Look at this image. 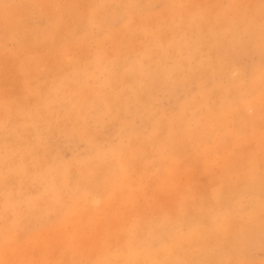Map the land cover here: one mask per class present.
I'll use <instances>...</instances> for the list:
<instances>
[{"label": "rangeland", "instance_id": "374dc122", "mask_svg": "<svg viewBox=\"0 0 264 264\" xmlns=\"http://www.w3.org/2000/svg\"><path fill=\"white\" fill-rule=\"evenodd\" d=\"M70 2H71V4H70ZM244 2H246V3H244ZM251 2H252V4H251ZM47 3H49V4L47 5ZM67 3H68V5H67ZM213 3H214V5H213ZM194 4H195V6H194ZM192 5H193V7H192ZM218 5H220V6L218 7ZM104 6H105V8H104ZM166 6H167V8H165ZM184 6H186V7H184ZM189 7H190V9H189ZM239 7L240 8L242 7V8L240 9ZM64 9H66V10L64 11ZM85 9H86V11H85ZM180 9H182V10H180ZM191 9H193V10H191ZM227 9H229V10H227ZM122 10H123V12H122ZM136 10H138V11H136ZM178 10H180V11H178ZM0 11H1L0 12V17H1L0 18V50H1L0 51V58H1L0 59V78H2V79H0V110H1L0 116L4 113H5L4 115L9 113L8 114L9 116L7 115L8 116L7 118H9V119L15 118L14 115H16L17 118L18 117H22V118L28 117L32 120L33 126L28 127L27 129L29 131H31V132L33 131L34 133L37 134V137H36V136L31 135L33 133L30 134L29 132H25V133H23V135H20L17 138H11L10 129H9L10 125L9 124H2V122L0 123V146H2V147H0L1 148L0 149V156L3 155L4 152H7V151H9V152L17 151L18 153H21V155H22L21 159L22 160H21L20 164H21L22 169L24 170V175H25V176L24 175L21 176L20 178L11 176L9 178L4 179V181L6 180V182H3L4 185L3 184L0 185V189L3 188V190H0V203L3 200L4 194L7 192H14V191L18 192L17 195L20 196L19 197L20 199L26 198L27 195L33 196L38 192L41 185L37 180H35L33 178V175L29 176L28 172L31 171L29 168H31V169L33 168V171L34 170L38 171L40 164H42V166H44L45 164L46 165L49 164V166H51V164L52 165H57V164L62 165V163H64L63 165H65L67 167V165H68L67 163L71 162L67 168H69V170L74 171L75 168L80 166V162L83 160V158H85L86 156H91L90 154L96 153L98 151V149H99V152H103V151L105 152L110 147L111 148L118 147V144H121L122 146L127 145L129 143V141L126 139V136L131 131H133V132H135V130H136V132L139 131V133L141 132V134H143V136H147L148 134H151L153 127H151L150 124L148 123L147 116H151L152 113L155 115L156 112H158L157 115L159 116L160 121L162 123H165L173 115L174 108H176V105L188 103L190 100H191L190 102H192L194 99H195L194 101H196V103L194 104V101H193V104L194 105L198 104L197 103L198 98H195V97H200L201 92H203V91L207 92L206 104L205 105L198 104L200 106L196 105L195 107H192V111H194L193 112L194 118L197 121H199V120L203 121L204 116L205 117L210 116L209 119L213 118L212 122L214 124L217 123L216 125H220L219 123L223 124V122H224L223 127H225V128L228 127V129L226 128V130L228 131L227 132L228 134H227L224 132V130L223 131L221 130L220 126H218V127L215 126L216 130H214L212 132L213 135H211V137L207 136V137H209L208 138L209 141L207 140L208 143L206 146H204L203 144L200 145L201 144L200 142L194 143V142L190 141L186 145L187 148L184 147L183 145L180 146V148L174 147L176 150L178 149L177 152L175 151V149L173 147L170 149L165 148V152H167L168 154H170L171 152H172V154L174 152L175 153L173 155L170 154L172 159L170 161L163 162V165H165V166L161 169L159 167L157 171H154V169H151L150 166H147L145 171H143V172H145V174H144L143 172H141V169H138V168H140L138 166V164H136L135 162H132V161H134L133 159L130 158L132 160L131 162L133 164L130 162V159H128L129 165H131L130 168L128 166V168L130 169V170L128 169L129 170L128 173L131 172L132 173L131 177L134 175L133 177H136V180L132 177L133 179H131V181H128V180H130V177H129L130 174L127 173V176H128L127 186L128 185L129 186L127 187L126 196L123 197L122 199L121 198L117 199V198H119V196L116 193V196L113 195L112 198H111V196L109 198H107V200L110 199V201H111V202L109 201V203H107L108 201H106V198L99 197L98 195L96 197L94 194L89 193V192H87L86 195H84L85 196L84 199H83V197L77 198L76 196H78V197L82 196V195H79L80 192L82 193V191L79 190L80 192H76L77 194L75 193V191H73L75 194H73V196L72 195L71 196L76 198L78 207L80 209L79 211H77L75 213H71V215L67 214L68 216H66L64 211L61 210V208H59L58 206L54 207L53 209L43 210L40 208V205L38 203H36L37 206L35 208L38 209L39 211L41 210L40 211L41 219H40V215H39V218H37V219L36 218H32V219L29 218L26 221L21 219L19 226L16 229H12V232L10 234H7L3 230L2 225L7 221V217L5 214L0 213V264H54V263L59 264L60 262L62 263V261H63V264H65V262L67 263V261H68L69 255L72 253H73V256H70L72 261L76 262V264H85V262L86 263L89 262L90 259L93 258L92 256L95 255L94 253L96 252V245H99V243L102 242L101 241L102 240V238H101L102 232H105L107 234H111L110 238H113V239L108 242V245L110 247L116 248L118 246V245H116V243H120V240L122 239V234H121L122 232L121 231H113L112 228L116 224H122L125 221V219L128 216L125 218L124 215L125 216H126V214L129 215V212H128L129 209L133 210L135 208L134 209L135 212L131 210L132 211V213H131V211H130V213L132 214V215L130 214V216H133V217L138 216L140 218L143 217L144 214L146 215L147 218H150L151 216H152L151 218H153L156 216L155 214L158 215V212L164 213V214H166V216L168 215L167 217L172 218L171 216L173 215V213H175L177 211L179 213L183 214L184 217L185 216L189 217V215H191V213L193 212V211H191V209L194 206H195V208H193V209L197 208L198 200L199 199L204 200V198H202L203 196L206 198L205 204L209 205L208 202L210 203V200H209L210 198L208 196L212 191L217 192L219 187L223 188L222 186H224V187L226 186L227 187V188L225 187L226 189H232V188L237 189L239 186L238 184H239L240 180H242L244 175H246V173L249 174L250 171L255 170L254 168H259V165H261L262 162H264V143H262V141H264V94H262V92H264V90H262V89H264V88L259 89L258 92L255 93L254 95H252L251 97L250 96L247 97L249 99V98H252L253 96H256L255 98L259 99V101L256 100L254 102L255 103L254 105H256V107L254 105H253V107H255V108H251V109L247 110L246 112H248V113L245 112L246 114H248V116H250V115L254 116V118H253L254 123H253L252 127L248 126V125L243 126L244 129H242L243 127L241 128L242 129V135L240 133H239L240 135L238 134L239 123H238L237 119L234 118L235 113H231L230 115L225 114L223 116L220 114V111H219L220 110L219 109V106H220L219 105L220 104V102H219L220 98L219 97L221 96L222 91L228 90V96H229V97H227L228 100H230V98L233 97L232 95L235 94V92H238L239 95L242 97V95H243L242 92L248 86L247 84H249L250 79H252L254 77L259 78V76L264 75V33H262V32H264V18H262V16H264V0H182V1L181 0H173V1L172 0H148V1L147 0H104V1L103 0H52V1H50V0H0ZM159 11H160L162 16L160 15ZM166 11H168V12H166ZM175 11H177L178 14L184 13V15L187 12L186 15H189V18L190 17H193V18L196 17L198 20H200L199 23H203V25L209 24V27L216 25L215 27L219 26V29L221 27L222 21L223 22H230L231 21V23L238 22V27H237V29H234L233 32H235L237 30L238 32L240 31V33H238L237 31L235 32V34L232 33V36L234 39L230 38L232 36H228V35H230V32L232 30L231 31H227V29H224L225 31L223 30L224 35L228 34V35H225L226 40L230 38L231 41L235 44L236 42H234V40H235V38H238V41L240 39L239 42L242 43V45L240 44V46L234 45L233 47H235V48H233V50L231 49L232 51L230 50L228 52V54L226 56V60H227L226 64L228 63L227 65H228L229 69L227 68V66H224L227 70H224L225 68H223V71H225V73L222 71L224 74L222 73L223 75L220 74V76L219 75L213 76L211 73L210 74L207 73L210 71L205 67V65H202V61H204L203 62L204 64L207 62V55H204V54H207L210 49L208 47L209 43L206 42L208 40V36H204L203 40L207 39L206 41H204V43H206V45L203 43V41H199V42L197 41V42H195L196 45H192V42H190L189 45H184V47L183 46L181 47V49L179 51L180 54L177 57V60L180 63H177V65H179V66L174 71L176 73V75H175V73L172 75V80H168L167 84H166V82L161 83L162 80H160L156 84L155 89L154 88L149 89L148 93H147V90H145L146 92H144V94H143L144 97H145V95H147L149 93H150L149 96H151V97H149L147 95V98L149 97V99L146 100V106H147L146 110L141 111L142 115H140L141 113L133 114V106L130 105L129 107L132 108V110L129 108L128 113H129V111H131L132 114L130 113V115H128V118L126 119L123 127H121L119 125L122 124V121H121V119H119V116H114V114L116 112L114 113V111L111 110L112 108H108V109H110L111 112L113 111V114H112L113 116L111 115L110 111L105 112L103 110L104 114L99 113L101 108H103L101 103L98 104L97 108H94L95 111L90 112L91 114H89L88 113L89 111H88L87 112L88 114L86 113V115H85L82 110H81L82 111L81 112L82 114H81L80 113L81 108L78 106V99L76 102V97H75V96H78L77 95L78 91L82 90L81 85H84L85 88L92 87L94 90L98 89V90H100L99 94H101V95H103L105 93L104 90H106L107 94L110 93V89L113 90V87L116 86V82H115V79L113 77L114 76L113 74L115 72V65L111 61L114 60L119 54H123L124 51L128 50L129 48L132 49V48H134L136 46H140L142 44L146 45L147 44L146 42H148V44H149V45L147 44V46L150 47L152 45L153 40L155 41V39L157 40V41H155L156 45H158L159 47L160 46L162 47L163 45L165 46V44L162 40L165 38V36H166L165 34H167V35L170 34L169 36L175 37L176 33L179 32V29L181 32L182 28L184 27L182 24H184L186 22L188 24H190V26L188 27L187 31H185L186 29L184 30V28H183V30L185 32H188V35L190 37L196 33L195 30H192V28H190L191 22L189 21L188 17H186L188 20H186L185 18H183V20H179L180 17L177 16V14H176L177 12H175ZM82 12L84 13V15ZM194 12L195 13L197 12L198 14L194 16L193 15ZM211 12H213L212 16L209 15V14H211ZM122 13L124 16L122 15ZM224 13H225V15H224ZM47 14H48V16H46ZM114 14H115V18L113 19ZM156 14L158 15V17L156 16ZM218 15L220 16L221 19H224V18L225 19L222 21L219 20L220 18ZM230 15H231V17H230ZM239 15H242L243 17L242 16L239 17ZM96 16H98V17H96ZM152 16H154V17H152ZM215 16H216V18H215ZM131 17H132V19H130ZM109 18H110V21H109ZM152 18L157 19V20L153 19V25L149 24L151 22ZM204 18H205L206 22L208 21L207 23H205ZM230 18H232V19H230ZM112 19H113V21H112ZM135 19H138V21ZM140 20H142V21L139 22ZM166 20H168V22ZM169 20H172V22ZM240 20H241V25L239 24ZM93 21L94 22L96 21L95 24ZM127 21L129 23V25L126 26ZM141 23H143V24H141ZM144 23L146 25H144ZM154 23H156V24H154ZM157 23H159L160 27L157 26L158 25ZM167 23H169V25H167ZM192 24H193V22H192ZM23 25H25V28ZM21 26H23V27H21ZM107 26H108V28H107ZM164 26L169 28V30H167L166 27H164ZM170 26L172 27L171 30H170V28H171ZM163 27L166 30H164ZM117 28H118V30H116ZM156 28H158V29L161 28V29H163V31L160 29V31L158 32V29H157V31L155 30ZM108 29H110L111 31ZM124 29H125V31H126L125 33L127 35L123 34ZM138 29H140L142 32V33L139 32V35H137ZM149 29H151L153 32L156 31L157 33H153ZM175 30L176 31L178 30V31L175 33ZM105 31L107 33H105ZM112 31H114V32H112ZM144 31H146V32L150 31V32H147L148 34H146V32H144ZM167 31H169L170 33ZM251 31L255 32V34H256L255 37H254L255 34H251L252 33ZM259 31H261V32L258 33ZM109 32H110L111 36H110ZM132 32H133V34H132ZM160 32H162V33H160ZM189 32H192L193 34L192 33L189 34ZM225 32H227V33H225ZM38 33H40V34H38ZM249 33H250V35H249ZM128 34H130V35H128ZM155 34L156 35L158 34V36L156 37ZM162 34L164 37L162 36V38H160L161 37L160 35H162ZM257 34H259V37ZM132 35H134L133 36L134 38H135V35L137 37L135 39H132L133 38V37H131ZM141 35L144 36L143 39H142ZM114 36H116L115 39H114ZM140 36H141V39H139ZM169 36L168 37L166 36V37L170 38ZM249 36H251V37L253 36V39L248 38ZM191 38L195 39L193 36ZM254 38L256 41L254 40ZM119 39L122 40V42L123 41L124 42L121 43V41ZM248 39H250V40H248ZM141 40H143V42ZM259 40H261V41H259ZM113 41H114V43H112ZM134 41L137 44L135 43V45H133ZM139 41H141V42H139ZM191 41H194V40H191ZM161 43H163V44H161ZM254 43H256V44H254ZM257 43H258V45H257ZM45 44H47V45H45ZM114 44H116L117 46H115ZM123 44L125 47L123 46ZM118 45H120V46L118 47ZM200 45H202V46H200ZM37 46H39V47H37ZM188 46L190 48H188ZM193 46H194V48H192ZM127 47H129V48L126 49ZM155 47L156 46H154V48ZM151 48H153V47H151ZM183 49H186V50L183 51ZM153 50H152V53H153ZM197 52H199V53L196 54ZM220 52L224 53V49H221V51H219V54L217 56L221 60V57L223 58L224 54H221ZM233 53H234V55H233ZM47 54H48V56H47ZM95 55H100L103 58V61L101 60L103 65L100 64V66H102L104 68V69H102L103 72L98 73L97 71L87 67L88 68L87 70H89L91 73L93 72V75H95V76L92 79L91 78L85 79V76L83 75V72H82L84 70H82V69L85 66H88V64H89L88 62L90 60H92V58ZM228 55L230 56V58L228 57ZM179 56H182V57H179ZM7 57H8V59H7ZM37 57H38V59H37ZM43 57H47V59L43 58ZM74 57L75 58L77 57V58L75 59ZM34 58H35V60H34ZM71 58H73V59H71ZM233 58H234V60H233ZM144 59H142L141 62H142L143 66H146L147 65L146 61L148 59H146V61ZM170 60H171V62H168L169 59L166 60V62H165V66L168 69L172 68V66H173L172 64L174 62V61H172L173 59H170ZM79 61L81 63H79ZM182 62L185 64H182ZM49 63L51 65H49ZM83 63L85 66L83 65ZM143 63H145L146 65ZM147 63L149 64V60L147 61ZM167 63H168V65H167ZM229 63H231L230 64V66L232 65L231 67L229 66ZM180 64L183 66L182 68H181ZM28 65H29V67H28ZM149 65H152V64H149ZM235 65L236 66L238 65V66L236 67ZM60 67H62V68H60ZM80 68H81V71H79ZM178 68H179V70H178ZM69 69L71 70V72ZM109 70L112 72H110ZM176 71H178V72H176ZM230 72H231V74H230ZM202 74L204 75L203 77H202ZM55 75H57V76H55ZM177 75H180V76H178L180 78H178ZM229 75H231V76H229ZM108 76L111 77L110 78L111 80H109L103 84L105 77H108ZM228 76L231 78L233 77V79L231 80L230 78H228ZM57 77H58V79H57ZM59 77H60V79H59ZM175 77H176V79H175ZM80 78L84 81H82ZM174 80H175V82H174ZM192 80L194 81L193 83H192ZM189 81H190V83H189ZM169 82H170V84H169ZM228 82L234 83V85H232L231 87H228ZM65 85H67V86H65ZM99 85H100V87H99ZM111 85H113V86H111ZM207 85H208V87H207ZM109 86H111V87H109ZM58 87L60 89H58ZM200 87H201V89H200ZM79 88H81V89L79 90ZM99 88H102L103 91H101L102 89H99ZM59 90H60V93H58L59 99L62 98V101L59 100V102L57 104L56 103H53V104L48 103L50 100V96L52 94V91H58L59 92ZM64 90H65V93H62V92H64ZM68 91H69V93H68ZM76 91H77V93H76ZM185 92H187V93H185ZM106 93H105V95H106ZM63 94H65V95H63ZM88 94L89 93H87V95ZM130 95H128V98L132 99L131 97H133V96H130ZM19 98L21 101L19 100ZM36 98H37V100H36ZM70 99L72 100V102ZM9 101H10V103H9ZM4 102H6V103H4ZM33 102H35V103H33ZM3 103H4V105H3ZM24 103H25V105H24ZM61 105H63V106H61ZM48 106H49V109H48L49 111L47 110ZM207 106H209V107H207ZM215 106H216V108H215ZM212 107H214V108H212ZM72 108H74V109H72ZM38 109L41 111H39ZM51 109L56 111L57 113L54 111H51ZM74 110H75V113H74ZM20 111H22L24 113H22ZM42 111H44V112H42ZM46 111H48L49 113H47ZM97 111H98V115L96 116V115H94V112H97ZM68 112H70V113H68ZM17 113H21V114H17ZM207 114H209V115H207ZM52 115H54L53 118H52ZM228 115L231 117H229ZM214 116H216V117H214ZM217 116H220V118L228 116L229 118L227 117V120L223 118V120H225L226 122L223 121L222 118H221V120H218V122H217V120L215 121V119H218ZM69 117L72 118L71 119L72 121L69 120L70 119ZM97 117H99V118H97ZM66 118H67V120H66ZM82 118H83V120H82ZM49 120H51V122H49ZM233 120H234V122H233ZM197 121L195 123H197ZM112 122L115 124H112ZM49 123H50V125H49ZM55 123H57V124H55ZM78 123H80V124H78ZM87 123H89V124H87ZM67 124H69V125L67 126ZM73 124H75V125H73ZM79 125L81 128H79ZM194 126H195V124H193V123L189 125L190 131H194L195 128L198 127V125L195 127ZM72 127H73V129H71ZM86 128H87V130H86ZM75 129H77V130H75ZM161 129H164V128L162 127ZM161 129L158 130L157 131L158 134H156V136L158 135L157 136L158 140L162 138L161 135L162 136L165 135V131L162 130L163 131L162 132ZM72 130L74 133L70 132ZM79 131H81V132H79ZM90 131H92L93 133L92 132L90 133ZM41 132L43 133L42 135H40ZM110 132H112V133H110ZM116 132H118V133H116ZM26 133L28 134V136H26ZM78 133L82 137L79 136ZM90 134H92V135H90ZM107 134L110 136H108ZM252 134L254 135V137ZM52 136L54 137V139H52L53 138ZM104 136H105V138H104ZM163 138H164V136H163ZM18 139H20V140L18 141ZM239 139H240V141H239ZM248 139H249V141L250 140H252V141L249 142ZM2 140L4 143L1 142ZM93 142L95 143V145L93 144ZM210 142H212V143H210ZM13 143L15 144L14 146H13ZM18 143H19V145H18ZM32 145H34V146H32ZM209 146H210V149L208 148ZM13 148H15V149L13 150ZM25 148H26V150H25ZM32 148L35 150H32ZM204 148H207L206 150H208V151H205V152H207L206 154H208V156L211 155V158L209 157V159H208V156L205 153L202 154L204 156L199 154V153L204 152ZM223 148H224V150H223ZM225 148H226V151H225ZM38 149H40V150H38ZM45 149L47 151H45ZM70 149L72 150V152ZM92 149H94V150H92ZM172 149H174V150H172ZM179 150L181 152H179ZM182 150H186V151L183 152ZM29 152H31V153H29ZM195 153H198L199 156L195 157L194 156ZM29 154H32L31 157H29ZM51 154H52V156H51ZM257 154H259V155H257ZM188 155H190V156H188ZM76 156H79V157L75 158ZM184 157H186V158H184ZM198 157H200L201 159ZM225 157H227V158H225ZM187 158H189L190 160ZM228 158H230V159L228 160ZM70 160H73V161H70ZM39 161H40V163H39ZM226 161H228V163ZM196 162H198V163H196ZM230 164L232 166H230ZM234 164H235V166H234ZM74 165H76L77 167ZM166 165H168V166H166ZM28 166H30V167L27 168ZM33 166H36L37 168L33 167ZM25 167L27 170L28 169L29 170L26 171ZM165 167L167 169H165ZM243 167H245V168H243ZM135 168L138 170L136 171ZM134 169L136 172L133 171ZM159 169L161 171H159ZM224 170H225V172H224ZM246 171H248V172H246ZM154 172L156 173V177L155 176L153 177L152 173H154ZM212 172H214V173H212ZM228 172H231V173L229 174ZM244 172H246V173H244ZM166 173L169 175L168 179H167V177L164 178ZM206 173L207 174L209 173V174L207 175ZM139 174L140 175L143 174V176L141 175V177H140V176H138ZM150 174L152 175L153 178L152 177L150 178L149 176H147ZM167 174H166V176H167ZM220 174L222 175L221 178H220ZM71 175H73V176H71ZM256 175L258 177H261V172L257 171ZM224 176H225V178H224ZM73 177H74V179H73ZM143 177H146L147 180L146 179H144V181L141 180V178L143 179ZM148 177H149V179H148ZM169 177L171 180H169ZM156 178H158V179H156ZM11 179L14 180L15 182L14 181H13L14 183L11 182L12 181ZM21 179H22V181H21ZM225 179H226V181H225ZM31 180H33V181H31ZM73 180H75V175L74 174L68 175V182L71 183ZM162 180H163V182H162ZM206 180L208 183L206 182ZM18 181H19V184L17 183ZM140 181H143V183H142L143 186H142ZM149 181H151L152 183ZM167 181H168V183H167ZM209 181H211L213 184L215 183V185H213ZM8 182H10V184ZM132 182H133V184L136 183L137 185L134 186L135 184L133 185ZM6 183H7V185H6ZM27 183H29V184H27ZM138 184H140V185H138ZM159 184H160V186H159ZM211 185H213V187ZM240 186H241V184H240ZM27 187L31 188V189H28ZM146 187H148V188H146ZM160 187H162V188H160ZM12 188H15V189H12ZM133 188H134V191H137V193L132 190ZM168 188H169V190H168ZM36 190H37V192H36ZM207 192H208V196H207ZM26 193H28V194H26ZM154 193H156V194H154ZM177 193H178V195H177ZM182 193H183V195H181ZM201 193H202V195H201ZM138 194H139V196L140 195H142V196L139 198V196H136ZM158 194L162 195V196H159ZM198 194H200L201 196ZM240 195L241 196L245 195L242 198L239 196L237 199V201L239 202L238 204L240 205V210L242 212H244L248 209L247 205H249V197L247 194H240ZM189 196H191V197H189ZM89 197H90L92 202L89 201V199H88ZM193 197H195L194 198L195 200L193 199ZM87 199H88V201H87ZM132 199H133V201H132ZM93 200H94L95 204H94ZM166 200H168V201H166ZM84 201H87V203ZM164 201L167 203H165ZM193 202H195V204L196 203L197 204L195 205V204H193ZM88 203H89V205H88ZM139 203L140 204L142 203L145 205H142V204L140 205ZM161 203L163 206L161 205ZM79 204H82V206ZM103 204H104V206H103ZM138 204L142 207H140ZM96 205H97V207H96ZM87 206H89L88 209H87ZM130 206H132V208ZM144 206H146V207L144 208ZM102 207L104 209H101ZM151 207H153V208H151ZM91 208H92V210L90 212ZM138 208L139 209L144 208V212H143V209L139 210ZM110 209H111V211H110ZM235 209H236V212H239L237 210V208H235ZM235 209H233V210L235 211ZM155 210H158V211L155 212ZM44 211H46L47 213H44ZM152 211H154L155 213ZM182 211H184V212H182ZM186 212H188L190 214L187 213V215H186ZM122 213H124V214L122 215ZM88 214H90V215H88ZM147 214H148V216H147ZM149 215H150V217H149ZM61 216H62V219H61ZM104 216H106V218H104ZM146 217L144 216L143 218L147 219ZM239 217H241V221L245 219V217L242 214L236 215V213H235V216H234V214H232V216L230 217L231 221L233 220V224H232L233 226L230 225V227L232 226L231 227L232 230L231 229L230 230L233 232L237 230V227H239L238 224L241 222ZM95 218H97V219H95ZM113 219H115V220L112 223ZM46 220H47V222H46ZM58 222H59V224H58ZM115 222H116V224H115ZM235 222H236V224H235ZM111 223H112V225H110ZM97 224H101V227L103 226L102 229H99L100 225H97ZM57 225H58V227H57ZM54 226L57 227L56 229L59 228L60 230H58V231L55 230ZM111 226H113V227H111ZM28 228H29V231H28ZM234 228L236 230H233ZM51 230H55V231H51ZM50 232H53V233L58 232L57 233L58 235L54 233L55 235L52 236L53 234L51 233L52 235L50 237ZM178 232H179L178 235H182V236L186 235L187 234L186 233L187 232L186 225H184V224L181 225L178 229ZM229 234H233V233L230 232ZM56 235L59 237H57ZM252 235L254 236V234H252ZM74 236L79 237L81 240L84 238L82 241L83 243H79L81 240L79 238H75ZM229 236H234V235H227L228 238H230ZM253 236L251 238L254 241L250 240L251 238H248L246 240L243 239L244 240V241L242 240L243 242L242 241L239 242L236 240V238H231V240L232 241L234 240L233 242H235V243H232V241H229L230 239L226 238V235L224 237H221V234H220L217 236L215 235L213 238L211 237L212 240H209V241L210 242L212 241L211 242L212 244L210 242L209 243L212 246H209L211 248L208 249L209 250V259L207 260L208 261L207 264H264V238H262V237H260L261 239L259 237L254 238ZM71 237H74L77 242L73 238H72L73 240L71 241V239H70ZM217 237H219V238H217ZM221 238L222 239L225 238L224 241L227 239L228 240L224 242L223 240H221ZM77 239H79V240H77ZM85 241H87L86 244H85ZM216 242H217V245H216ZM223 242L226 243L227 245L226 244L223 245ZM236 242H238V243H236ZM241 242L242 243L245 242V243L240 244ZM249 242H252L253 244H250ZM236 244H240V246L236 245ZM219 245H221V246H219ZM183 246H184V248L187 247L186 244H183ZM89 252L90 253L93 252L92 255ZM63 259H65V260H63ZM210 259L212 260L211 262H209Z\"/></svg>", "mask_w": 264, "mask_h": 264}, {"label": "bare ground", "instance_id": "6f19581e", "mask_svg": "<svg viewBox=\"0 0 264 264\" xmlns=\"http://www.w3.org/2000/svg\"><path fill=\"white\" fill-rule=\"evenodd\" d=\"M52 1V0H50ZM104 1V0H103ZM148 1V0H147ZM173 1V0H172ZM182 1V0H181ZM7 2V1H6ZM195 2V1H194ZM201 2V1H200ZM238 2V1H237ZM253 2V1H252ZM251 2V4H252ZM118 3V2H117ZM134 3V2H133ZM143 3V2H142ZM162 3V2H161ZM193 3V2H192ZM241 3V2H240ZM246 3V2H244ZM49 3H47L48 5ZM71 4V2H70ZM97 4V3H96ZM153 4V3H152ZM258 4V3H257ZM68 5V3H67ZM78 5V4H77ZM93 5V4H92ZM133 5V4H132ZM188 5V4H187ZM211 5V4H210ZM214 5V3H213ZM216 5V4H215ZM250 5V4H249ZM15 6V5H14ZM71 6V5H70ZM122 6V5H121ZM195 6V4H194ZM220 5H218L219 7ZM117 7V6H116ZM186 7V6H184ZM193 7V5H192ZM244 7V6H243ZM9 8V7H8ZM7 8V9H8ZM43 8V7H42ZM65 8V7H64ZM105 8V6H104ZM108 8V7H107ZM128 8V7H127ZM167 8V6L165 7ZM177 8V7H176ZM183 8V7H182ZM188 8V7H187ZM197 8V7H196ZM213 8V7H212ZM238 8V7H237ZM240 8V7H239ZM242 8V7H241ZM240 8V9H241ZM171 9V8H170ZM190 9V7H189ZM194 9V8H193ZM191 9V10H193ZM199 9V8H198ZM230 9V8H229ZM227 9V10H229ZM10 10V9H9ZM13 10V9H12ZM23 10V9H22ZM52 10V9H51ZM66 9H64L65 11ZM108 10V9H107ZM174 10V9H173ZM182 10V9H180ZM178 10V11H180ZM190 10V11H191ZM196 10V9H195ZM200 10V9H199ZM235 10V9H234ZM49 11V10H48ZM86 11V9H85ZM84 11V12H85ZM101 11V10H100ZM116 11V10H115ZM138 11V10H136ZM197 11V10H196ZM232 11V10H231ZM1 12V11H0ZM15 12V11H14ZM109 12V11H108ZM120 12V11H119ZM123 12V10H122ZM128 12V11H127ZM168 12V11H166ZM177 12V11H175ZM203 12V11H202ZM214 12V11H213ZM209 14L212 16V13ZM216 12V11H215ZM244 12V11H243ZM262 12V11H261ZM56 13V12H55ZM83 13V12H82ZM111 13V12H110ZM138 13V12H137ZM156 13V12H155ZM160 13V11H159ZM165 13V12H164ZM187 13V12H186ZM184 15V13H180L178 14V12L176 13L177 16L180 17L179 20H183V18H185L186 20L189 19V21L191 22V27L192 30H195L196 33L194 35H192L195 39L191 38L189 35H188V32H185L188 30V27L190 26V24H188L187 22L182 24L184 27V30L182 28L181 32H180V29H179V32H177L175 30V33H176V36L175 37H171L167 34H165L167 37L169 36L170 38H167L165 36L163 40L165 46L163 45L162 47L156 45L155 41H157L155 39V41L153 40L152 42V45L149 47L147 46L148 42H146L147 44H142L140 46H136L134 48H129L127 47L126 49L128 50H125L123 54H119L114 60H112L111 62L115 65V72H114V79H115V82H116V86L113 87V90L110 89V93H106V90L105 93L103 95L99 94L100 90H94L92 87H87L85 88L84 85H81L82 87V90H80L81 88H79L80 91H76L77 95L78 96H75L76 97V102H77V99H78V106L81 108L80 109V113L83 111V113L86 115V113L88 112L89 114H91L90 112L91 111H95L94 108H97L98 104L101 103L103 108H101V110L99 111V113H103V110L105 112H108L110 111V109L108 108H112L111 110L114 111V116H119V119H121L122 121V124L119 125L121 127H123L126 119L128 118V115H130V113L132 114L131 111H129L128 113V109L130 108L129 106L132 105L133 106V114H139L141 113V111H145L146 110V100L149 99V94H147L149 97L147 98V95H145L144 97V92H146L145 90H147V93H148V90L151 89V88H154L155 89V86L156 84L158 83V81L162 80V82H166V84L168 83V80H172V75L175 73L174 71L177 69V67L179 65H177V63H180L178 62L177 60V57L178 55L180 54V49L181 47L184 45H189L190 42H192V45H196L195 42H199V41H206V40H203V37L204 36H208V40L206 42L209 43L208 47H209V51L207 54H204V55H207V62L204 64L202 61V65H205V67L210 71V72H207V73H211L213 76L214 75H223L225 73V71H223V68H225L224 66H227L228 68V63L226 64V56L228 54V52L233 48L234 45H238L240 46V44L242 45L239 39L238 41V38H235L234 42H236L235 44L231 41L230 38H233L232 36V33L235 34L234 29H237L238 27V22H233L231 23L230 22H223L222 20L224 19H221L220 16H219V20L222 21V24H221V27L219 29V26L215 27V26H210L209 27V24L208 25H203V23H199L200 20H198L196 17L193 18V17H190L189 18V15ZM226 13V12H225ZM224 13V15H225ZM2 14V13H1ZM61 14V13H60ZM96 14V13H95ZM112 14V13H111ZM119 14V13H118ZM128 14V13H127ZM198 13L194 12V16L197 15ZM243 14V13H242ZM30 15V14H29ZM43 15V14H42ZM65 15V14H64ZM84 15V13H83ZM120 15V14H119ZM123 15V13H122ZM133 15V14H132ZM154 15V14H153ZM161 15V13H160ZM164 15V14H163ZM169 15V14H168ZM203 15V14H202ZM217 15V14H216ZM232 15V14H231ZM230 15V17H231ZM238 15V14H237ZM11 16V15H10ZM48 16V14L46 15ZM124 16V15H123ZM138 16V15H137ZM148 16V15H147ZM156 16L158 17V15L156 14ZM162 16V15H161ZM191 16V15H190ZM242 16V15H239V17ZM58 17V16H57ZM98 17V16H96ZM127 17V16H126ZM154 17V16H152ZM156 17V18H157ZM166 17V16H165ZM164 17V18H165ZM188 17V19L186 18ZM208 17V16H207ZM229 17V16H228ZM237 17V16H236ZM238 17V18H239ZM243 17V16H242ZM1 18V17H0ZM12 18V17H11ZM20 18V17H19ZM40 18V17H39ZM115 18V14H114V17L113 19ZM128 18V17H127ZM138 18V17H137ZM144 18V17H143ZM175 18V17H174ZM212 18V17H211ZM216 18V16H215ZM245 18V17H244ZM259 18V17H258ZM262 18H264V16H262ZM83 19V18H82ZM112 19V21H113ZM119 19V18H118ZM132 19V17L130 18ZM139 19V18H138ZM138 19H135L138 21ZM153 19L151 20V22L149 24H152L153 25ZM159 19V18H158ZM168 19V18H167ZM232 19V18H230ZM242 19V18H241ZM8 20V19H7ZM84 20V19H83ZM93 20V19H92ZM104 20V19H103ZM149 20V19H148ZM154 20H157V19H154ZM160 20V19H159ZM202 20V19H201ZM212 20V19H211ZM109 21H110V18H109ZM111 21V22H112ZM142 20H140L139 22H141ZM162 21V20H161ZM168 22V20H166ZM172 22V20H169ZM174 21V20H173ZM176 21V20H175ZM204 21H205V18H204ZM220 21V22H221ZM226 21V20H225ZM15 22V21H14ZM32 22V21H31ZM62 22V21H61ZM94 22V21H93ZM96 22V21H95ZM94 22V24H95ZM124 22V21H123ZM149 22V21H148ZM159 22V21H158ZM165 22V21H164ZM163 22V23H164ZM170 22V23H171ZM193 22V24H192ZM208 22V21H207ZM205 21V23H207ZM10 23V22H9ZM25 23V22H24ZM126 23V22H125ZM15 24V23H14ZM143 24V23H141ZM156 24V23H154ZM159 26V23H157ZM162 24V23H161ZM165 24V23H164ZM218 24V23H217ZM220 24V23H219ZM241 25V20H240V23ZM20 25V24H19ZM61 25V24H60ZM129 25L128 21L126 23V26ZM144 25H146L144 23ZM167 25H169V23H167ZM248 25V24H247ZM24 28H25V25H23ZM21 26V27H23ZM38 26V25H37ZM59 26V25H58ZM84 26V25H83ZM162 26V25H161ZM124 27V26H123ZM160 27V26H159ZM166 27V26H164ZM163 27V28H164ZM171 27V26H170ZM3 28V27H2ZM14 28V27H13ZM108 28V26H107ZM110 28V27H109ZM126 28V27H125ZM128 28V27H127ZM130 28V27H129ZM150 28V27H149ZM231 28V29H230ZM245 28V27H244ZM250 28V27H249ZM102 29V28H101ZM158 28H156L155 30L157 31ZM161 29V28H160ZM160 29H158V32L160 31ZM167 30H169V28L166 27ZM164 28V30H166ZM172 29V27L170 28V30ZM224 29H227V31H231L230 32V35L228 34H225V35H228V36H232L230 37L229 39L226 40L225 38V35L223 34V30ZM230 29V30H229ZM253 29V28H252ZM5 30V29H4ZM8 30V29H7ZM26 30V29H25ZM38 30V29H37ZM110 30V29H108ZM118 30V28L116 29ZM115 30V31H116ZM120 30V29H119ZM122 30V29H121ZM133 30V29H132ZM131 30V31H132ZM150 31H152L151 29H149ZM163 31V29H161ZM220 30V31H219ZM28 31V30H27ZM111 31V30H110ZM150 31H147V32H150ZM156 31H152L153 33H157ZM225 31V30H224ZM9 32V31H8ZM114 32V31H112ZM117 32V31H116ZM125 29H124V35L126 34L125 33ZM130 32V31H129ZM138 34L139 35V32H141L140 29H138ZM136 32V33H137ZM146 32V31H144ZM143 32V33H144ZM146 32V34H148ZM169 32V31H167ZM166 32V33H167ZM173 32V31H172ZM193 32V31H192ZM192 32H189L192 33ZM238 32V31H237ZM252 33L251 34H255V32L251 31ZM261 31H259L258 33H260ZM10 33V32H9ZM16 33V32H15ZM83 33V32H82ZM105 33H107L105 31ZM121 33V32H120ZM128 33V32H127ZM135 33V34H136ZM152 33V34H153ZM162 33V32H160ZM170 33V32H169ZM227 33V32H225ZM240 33V31L238 32ZM264 33V32H262ZM11 34V33H10ZM17 34V33H16ZM40 34V33H38ZM110 34V32H109ZM118 34V33H117ZM133 34V32H132ZM151 34V35H152ZM193 34V33H192ZM13 35V34H12ZM100 35V34H99ZM103 35V34H102ZM123 35V36H124ZM127 35V34H126ZM130 35V34H128ZM154 35V34H153ZM156 35V34H155ZM250 35V33H249ZM258 37H259V34H257ZM37 36V35H36ZM79 36V35H78ZM109 36V35H108ZM111 36V34H110ZM122 36V35H121ZM134 35H132L131 37H133ZM142 36V39L144 38L143 35ZM141 36L139 39H141ZM158 36V34L156 35V37ZM162 38L163 34L160 35ZM238 36V35H237ZM248 36V35H247ZM256 36V34L254 35V37ZM103 37V36H102ZM116 36H114V39H115ZM130 37V38H131ZM137 36L135 35V38ZM155 37V38H156ZM164 37V36H163ZM235 37V36H234ZM261 37V36H260ZM119 38V37H118ZM126 38V37H125ZM124 38V39H125ZM134 37L132 39H135ZM241 38V37H240ZM248 38H252L253 39V36H249ZM117 39V38H116ZM121 39V38H120ZM119 39V40H120ZM123 39V40H124ZM127 39V38H126ZM194 40V41H191V40ZM234 39V38H233ZM258 39V38H257ZM110 40V39H109ZM113 40V39H112ZM128 40V39H127ZM237 40V41H236ZM250 40V39H248ZM255 40V38H254ZM262 40V39H261ZM259 40V41H261ZM115 41V40H114ZM114 41L112 43H114ZM121 43L122 40H120ZM137 41V40H136ZM143 42V40H141ZM139 41V42H141ZM159 41V40H158ZM253 41V40H252ZM256 41V40H255ZM77 42V41H76ZM138 42V41H137ZM145 42V41H144ZM254 42V41H253ZM258 42V41H257ZM88 43V42H87ZM135 41H134V44L135 45ZM160 43V42H159ZM158 43V44H159ZM202 43V44H203ZM249 43V42H248ZM119 44V43H118ZM130 44V43H129ZM137 44V43H136ZM140 44V43H139ZM163 44V43H161ZM206 45V43H204ZM256 44V43H254ZM47 45V44H45ZM115 46H117L116 44H114ZM149 45V44H148ZM204 45V46H205ZM258 45V43H257ZM97 46V45H96ZM120 45H118L119 47ZM124 46V44H123ZM154 46H156L154 48ZM202 46V45H200ZM237 46V47H238ZM39 47V46H37ZM36 47V48H37ZM50 47V46H49ZM99 47V46H98ZM125 47V46H124ZM153 47V48H151ZM187 47V46H186ZM185 47V48H186ZM207 47V48H208ZM258 47V46H257ZM22 48V47H21ZM66 48V47H65ZM82 48V47H81ZM188 48H190L188 46ZM194 48V46L192 47ZM191 48V49H192ZM200 48V47H199ZM205 48V47H204ZM72 49V48H71ZM115 49V48H114ZM154 49V50H153ZM221 49H224V53L220 52L221 54H224V57L222 58L221 57V60L217 57L218 54H219V51H221ZM152 50H153V53H152ZM186 50V49H183V51ZM190 50V49H189ZM231 50V51H232ZM1 51V50H0ZM4 51V50H3ZM20 51V50H19ZM194 51V50H193ZM24 52V51H23ZM57 52V51H56ZM73 52V51H72ZM189 52V51H188ZM4 53V52H3ZM93 53V52H92ZM199 52H197L196 54H198ZM56 54V53H55ZM72 54V53H71ZM240 54V53H239ZM7 55V54H6ZM34 55V54H33ZM90 55V54H89ZM109 55V54H108ZM115 55V54H114ZM193 55V54H192ZM234 55V53H233ZM48 56V54H47ZM79 56V55H78ZM195 56V55H194ZM9 57V56H8ZM7 57V59H8ZM73 57V56H72ZM111 57V56H110ZM179 57H182V56H179ZM228 57L230 58V56L228 55ZM227 57V58H228ZM24 58V57H23ZM43 58H46L47 57H43ZM54 58V57H53ZM59 58V57H58ZM75 58V57H74ZM77 58V57H76ZM75 58V59H76ZM145 58V59H144ZM1 59V58H0ZM6 59V58H5ZM11 59V58H10ZM38 59V57H37ZM64 59V58H63ZM73 59V58H71ZM142 59H144L146 61V59L149 60V64H152V65H149L146 61V66H143L142 65ZM168 62H171L170 59H173L172 61L173 62V66L171 69H168L166 68L165 66V62L166 60H168ZM181 59V58H180ZM194 59V58H193ZM26 60V59H25ZM35 60V58H34ZM49 60V59H48ZM65 60V59H64ZM68 60V59H67ZM87 60V59H86ZM103 61V58L100 56V55H95L92 60H90L87 64L88 66H85L84 63L83 65L85 66L82 70L83 72V75L85 76V79H89V78H93L95 75H93V72L91 73L89 70H87L89 68L97 71L98 73H102L104 69L102 66H100V64H102V61ZM143 60V61H144ZM177 60V61H176ZM186 60V59H185ZM205 60V59H204ZM234 60V58H233ZM39 61V60H38ZM42 61V60H41ZM60 61V60H59ZM176 61V62H175ZM201 61V60H200ZM236 61V60H235ZM32 62V61H31ZM30 63V62H29ZM41 63V62H40ZM43 63V62H42ZM45 63V62H44ZM79 63H81L79 61ZM238 63V62H237ZM77 64V63H76ZM111 64V63H110ZM170 64V63H169ZM182 64H185L182 62ZM201 64V63H200ZM226 64V65H225ZM231 63H229V66H230ZM27 65V64H26ZM49 65H51L49 63ZM82 65V64H81ZM103 65V64H102ZM168 65V63H167ZM181 65V64H180ZM107 66V65H106ZM170 66V65H169ZM232 66V65H231ZM230 66V67H231ZM236 66V65H235ZM238 66V65H237ZM236 66V67H237ZM29 67V65H28ZM63 67V66H62ZM60 67V68H62ZM183 66L181 65V68ZM249 67V66H248ZM46 68V67H45ZM82 68V67H81ZM81 68L79 71H81ZM187 68V67H186ZM185 68V69H186ZM71 69V68H70ZM69 69V70H70ZM73 69V68H72ZM229 69V68H228ZM179 70V68H178ZM194 70V69H193ZM224 70H227L226 68ZM239 70V69H238ZM110 71V70H109ZM224 73H223V72ZM69 72V71H68ZM71 72V70H70ZM96 72V73H97ZM112 72V71H110ZM178 72V71H176ZM31 73V72H30ZM180 73V72H179ZM223 73V74H222ZM229 73V72H228ZM237 73V72H236ZM75 74V73H74ZM186 74V73H185ZM190 74V73H189ZM231 74V72H230ZM233 74V73H232ZM252 74V73H251ZM255 74V73H254ZM60 75V74H59ZM70 75V74H69ZM105 75V74H104ZM103 75V76H104ZM176 75V73H175ZM253 75V74H252ZM57 76V75H55ZM54 76V77H55ZM180 76V75H177V77ZM204 75L202 74V77ZM211 76V75H210ZM231 76V75H229ZM231 80L233 79V77H229ZM68 77V76H67ZM74 77V76H73ZM78 77V76H77ZM197 77V76H196ZM5 78V77H4ZM79 78V77H78ZM111 77L108 76V77H105V80L103 81V84L109 80ZM180 78V77H178ZM207 78V77H206ZM217 78V77H216ZM2 79V78H0ZM58 79V77H57ZM60 79V77H59ZM81 79V78H80ZM84 79V78H83ZM176 79V77H175ZM5 80V79H4ZM49 80V79H48ZM77 80V79H76ZM82 80V79H81ZM96 80V79H95ZM196 80V79H195ZM36 81V80H35ZM45 81V80H44ZM80 81V80H79ZM84 81V80H82ZM97 81V80H96ZM187 81V80H186ZM191 81V80H190ZM189 81V83H190ZM114 82V83H115ZM175 82V80H174ZM194 81L192 80V83ZM81 83V82H80ZM79 83V84H80ZM83 83V82H82ZM113 83V84H114ZM78 84V85H79ZM95 84V83H94ZM170 84V82H169ZM70 85V84H69ZM101 85V84H100ZM99 85V87H100ZM184 85V84H183ZM232 85H234V83H231V82H228V87H231ZM248 86L243 90V95L242 97L239 95L238 92H235V94H233L232 98H230V100H228L227 97L228 96V90H224L221 92V96L219 97L220 100V106H219V111H220V114L221 115H225V114H231V113H235L234 114V118L237 119L238 123H239V132L238 134L240 133L242 135V129H244L243 126L245 125H248V126H251L253 125L254 121H253V118L254 116L250 115L248 116V112H246L247 110L251 109V108H255L256 105H254L255 101L259 99L255 98L256 96H253L252 98H247V97H251L252 95H254L255 93L258 92L259 89H262L264 88V75H261L258 77H254L252 79H250L249 81V84H247ZM22 86V85H21ZM55 86V85H54ZM57 86V85H56ZM67 86V85H65ZM77 86V85H76ZM80 86V85H79ZM78 86V87H79ZM113 86V85H111ZM109 86V87H111ZM164 86V85H163ZM182 86V85H181ZM53 87V86H52ZM61 87V86H60ZM166 87V86H165ZM169 87V86H168ZM208 87V85H207ZM188 88V87H187ZM195 88V87H194ZM199 88V87H198ZM27 89V88H26ZM58 89H60L58 87ZM67 89V88H66ZM99 89H102V88H99ZM201 89V87H200ZM70 90V89H69ZM73 90V89H72ZM195 90V89H194ZM231 90V89H230ZM264 90V89H262ZM261 90V91H262ZM103 91V89L101 90ZM112 91V92H111ZM185 91V90H184ZM20 92V91H19ZM34 92V91H33ZM48 92V91H47ZM89 93L87 95V93ZM260 92V91H259ZM60 93V90L59 92L58 91H52V94L50 96V100L48 103H58L59 100L62 101V98L59 99V94ZM62 93H65V90L64 92ZM69 93V91H68ZM72 93V92H71ZM75 93V94H76ZM187 93V92H185ZM238 93V94H237ZM86 96H85V95ZM131 94V95H130ZM176 94V93H175ZM180 94V93H179ZM178 94V95H179ZM262 94H264V92H262ZM40 95V94H39ZM45 95V94H44ZM62 95V94H61ZM65 95V94H63ZM128 95L130 96H133L131 97L132 99H129L128 98ZM261 95V94H260ZM10 96V95H9ZM36 96V95H35ZM67 96V95H66ZM74 96V95H73ZM177 96V95H176ZM187 96V95H186ZM38 97V96H37ZM74 97V98H75ZM7 98V97H6ZM23 98V97H22ZM49 98V97H48ZM71 98V97H70ZM147 98V99H146ZM195 98H198L197 99V103L198 104H201V105H205L206 104V98H207V92H201V95L200 97H195ZM15 99V98H14ZM72 99V98H71ZM70 99V100H71ZM20 100V98H19ZM37 100V98H36ZM73 100V99H72ZM71 100V102H72ZM190 100V99H189ZM195 100V99H194ZM193 100V101H194ZM21 101V100H20ZM35 101V100H34ZM191 101V100H190ZM188 102V103H183L181 105H176V108H174V113L173 115L171 116V118L166 121L165 123H162L159 119V116L157 115L158 112H156V114L154 115L152 113L151 116H147V120H148V123L150 124L151 127H153V130H152V133L151 134H146L147 136H143V134H141V132L139 133L136 132H133L131 131L129 134H127L126 136V139L129 141V143L127 145H124L122 146L121 144H118V147H113V148H109L107 151H103V152H99V149L96 153L94 154H90L91 156H86L85 158H83V160L80 162V166L75 168V170H69V168H67L69 166V164L71 162H68L67 164V167L65 165H63L64 163H62V165H52L49 166L48 165H44L42 166V164H40V167H39V170L38 171H33V168H29L30 166H28L27 168H29L31 171L28 172L29 176H32L33 175V178L35 180H37L39 183H40V188L37 192L36 190V194L35 195H27L26 198H22L20 199L17 194L18 192L14 191V192H7L4 194L3 196V200L2 202L0 203V213L2 214H5L6 217H7V221L2 225L3 227V230L4 232H6L7 234H10L12 232V229H16L18 226H19V223L21 222L20 220L23 219L24 221L28 220L29 218L32 219V218H39V215H40V211L38 209H36L35 207L37 206L36 203H38L40 205V208L43 209V210H48V209H53L54 207L58 206L59 208H61V210L64 211V213L66 214V216H68L67 214H70L71 213H75L77 211H79V207H78V204H77V201H76V198L72 197L73 194H75L76 192H80L79 190L82 191V193L80 192L79 195H82L81 197H78L76 196L77 198H82L84 199V195H86L87 192L89 193H92L94 194L96 197L97 195L99 197H102V198H106V201H108L107 203H109L110 199L107 200V198H109L113 195L116 196V193L118 194L119 198L117 199H122L123 197L126 196V191H127V180H128V176H127V173L128 171L130 170V166L129 165V160L128 159H133L134 161H132L130 159V162H135L136 164H138V166L140 168L138 169H141V172L145 171L146 167L147 166H150L151 169H154V171H157L158 168L160 167L163 168L165 165H163V162L165 161H170L172 159L171 155L172 152L170 154H168L167 152H165V148L167 149H170V148H174V147H179L180 146H184L186 147L187 143L192 141V142H200L199 144L200 145H204L206 146L207 143H208V138L207 136H210L213 135L212 132L214 130H216L215 126H220L221 130L225 133H227L228 131L226 130V128L228 129V127H223V124L219 123L220 125H216L217 123H213L212 120L213 118L209 119L208 116H204L203 118V121H197L195 118H194V111H192V107H195L196 105L197 106H200L198 104L194 105L196 103V101H194V104H193V101L192 102ZM18 102V101H17ZM75 102V103H76ZM6 103V102H4ZM3 103V105H4ZM10 103V101H9ZM21 103V102H20ZM31 103V102H30ZM35 103V102H33ZM37 103V102H36ZM15 104V103H14ZM69 104V103H68ZM67 104V105H68ZM77 104V103H76ZM208 104V103H207ZM257 104V103H256ZM9 105V104H8ZM7 105V106H8ZM25 105V103H24ZM211 105V104H210ZM253 105L255 107H253ZM259 105V104H258ZM257 105V106H258ZM14 106V105H13ZM27 106V105H26ZM40 106V105H39ZM63 106V105H61ZM100 106V105H99ZM209 107V106H207ZM260 107V106H259ZM6 108V107H5ZM45 108V107H44ZM52 108V107H51ZM67 108V107H66ZM65 108V109H66ZM200 108V107H199ZM214 108V107H212ZM216 108V106H215ZM8 109V108H7ZM49 109V106L47 107V110ZM74 109V108H72ZM132 110V108H130ZM17 110V109H16ZM20 110V109H19ZM39 110V109H38ZM82 110V111H81ZM97 110V109H96ZM196 110V109H195ZM253 110V109H252ZM1 111V110H0ZM5 111V110H4ZM25 111V110H24ZM41 111V110H39ZM38 111V112H39ZM49 111V110H48ZM48 111H46L47 113H49ZM51 111H54L51 109ZM61 111V110H60ZM66 111V110H65ZM113 111L111 112V115L113 114ZM254 111V110H253ZM22 112V111H20ZM44 112V111H42ZM56 112V111H54ZM109 112V113H110ZM218 112V111H217ZM246 112V113H245ZM1 113V112H0ZM24 113V112H22ZM31 113V112H30ZM57 113V112H56ZM70 113V112H68ZM74 113H75V110H74ZM87 113V114H88ZM5 114V113H4ZM2 114L0 116V123L2 122V124H9L10 125V135H11V138H17L19 137L20 135H23V133L25 132H29L31 135L33 136H36L37 137V134L34 133L33 131H29L27 128L28 127H31L33 126L32 125V120L30 118H22V117H16L15 118H7L9 115L6 114L4 115ZM17 114H21V113H17ZM53 114V113H52ZM73 114V113H72ZM82 114V113H81ZM219 114V113H218ZM219 114V115H220ZM8 115V116H7ZM69 115V114H68ZM71 115V114H70ZM84 115V116H85ZM94 115H98V111L97 112H94ZM142 115V113L140 114ZM149 115V114H148ZM209 115V114H207ZM228 115V116H229ZM39 116V115H38ZM63 116V115H62ZM73 116V115H72ZM71 116V117H72ZM83 116V115H82ZM109 116V115H108ZM113 116V115H112ZM111 116V117H112ZM132 116V115H131ZM130 116V117H131ZM227 116V117H228ZM46 117V116H45ZM54 117V115H52V118ZM94 117V116H93ZM216 117V116H214ZM218 119H215V121L217 120H221L220 116H217ZM227 117H223L224 119L227 120ZM231 117V116H229ZM228 117V118H229ZM70 118V117H69ZM68 118V119H69ZM99 118V117H97ZM117 118V117H116ZM169 118V117H168ZM222 118V120H223ZM72 118H70L69 120H71ZM74 119V118H73ZM92 119V118H91ZM67 120V118H66ZM75 120V119H74ZM83 120V118H82ZM162 120V119H161ZM164 120V119H163ZM72 121V120H71ZM70 121V122H71ZM77 121V120H76ZM197 121V123H195ZM225 121V120H223ZM49 122H51V120H49ZM61 122V121H60ZM98 122V121H97ZM147 122V121H146ZM226 122V121H225ZM231 122V121H230ZM234 122V120H233ZM47 123V122H46ZM59 123V122H58ZM84 123V122H83ZM111 123V122H110ZM195 124V126L198 125V127L195 128L194 131H190L189 129V125L190 124ZM57 124V123H55ZM76 124V123H75ZM73 124V125H75ZM80 124V123H78ZM89 124V123H87ZM112 124H115L112 122ZM41 125V124H40ZM50 125V123H49ZM69 124H67L68 126ZM77 125V124H76ZM78 126V125H77ZM90 126V125H89ZM111 126V125H110ZM164 129H161L162 127ZM194 126V127H195ZM38 127V126H37ZM36 127V128H37ZM107 127V126H106ZM161 127V128H160ZM243 127V128H242ZM70 128V127H69ZM78 128V127H77ZM79 128L80 125H79ZM90 128V127H89ZM242 128V129H241ZM41 129V128H40ZM45 129V128H44ZM73 129V127L71 128ZM164 130L165 131V135L164 138L163 136L161 135V139H157L158 135L156 136V134H158V130ZM70 130V129H69ZM77 130V129H75ZM87 130V128H86ZM151 130V129H150ZM6 131V130H5ZM36 131V130H35ZM67 131V130H66ZM111 131V130H110ZM244 131V130H243ZM252 131V130H251ZM43 132V131H42ZM40 133V135H42L43 133ZM55 132V131H54ZM71 133L73 132L70 131ZM81 132V131H79ZM86 132V131H85ZM92 131H90L91 133ZM105 132V131H104ZM148 132V131H147ZM157 132V133H156ZM163 132V131H162ZM218 132V131H217ZM4 133V132H3ZM56 133V132H55ZM74 133V132H73ZM77 133V132H76ZM93 133V132H92ZM106 133V132H105ZM112 133V132H110ZM109 133V134H110ZM118 133V132H116ZM150 133V132H149ZM6 134V133H5ZM66 134V133H65ZM79 134V133H78ZM89 134V133H88ZM228 134V133H227ZM239 134V135H240ZM84 135V134H83ZM92 135V134H90ZM103 135V134H102ZM101 135V136H102ZM108 135V134H107ZM112 135V134H111ZM253 135V134H252ZM26 136H28V134L26 133ZM79 136H81L79 134ZM110 136V135H108ZM218 136V135H217ZM229 136V135H228ZM3 137V136H2ZM8 137V136H7ZM53 137V136H52ZM82 137V136H81ZM88 137V136H87ZM99 137V136H98ZM103 137V136H102ZM101 137V138H102ZM254 137V135H253ZM31 138V137H30ZM85 138V137H84ZM95 138V137H94ZM100 138V139H101ZM105 138V136H104ZM29 139V138H28ZM54 139V137L52 138ZM243 139V138H242ZM4 140V139H3ZM3 140L1 142H3ZM20 139H18L19 141ZM208 140V141H207ZM17 141V142H18ZM86 141V140H85ZM90 141V140H89ZM126 141V140H125ZM132 143H131V142ZM240 141V139H239ZM244 141V140H243ZM247 141V140H246ZM249 141V139H248ZM252 141V140H250ZM249 141V142H250ZM14 142V141H13ZM26 142V141H25ZM40 142V141H39ZM38 142V143H39ZM213 142V141H212ZM210 142V143H212ZM4 143V142H3ZM28 143V142H27ZM87 143V142H86ZM91 143V142H90ZM104 143V142H103ZM224 143V142H223ZM231 143V142H230ZM262 143H264V141H262ZM11 144V143H10ZM30 144V143H29ZM42 144V143H41ZM93 144L95 145V143L93 142ZM228 144V143H227ZM15 144L13 143V146ZM19 145V143H18ZM22 145V144H21ZM31 145V144H30ZM40 145V144H39ZM88 145V144H87ZM90 145V144H89ZM214 145V144H213ZM17 146V145H16ZM34 146V145H32ZM219 146V145H218ZM229 146V145H228ZM251 146V145H250ZM2 147V146H0ZM6 147V146H5ZM94 147V146H93ZM109 147V146H108ZM189 147V146H188ZM225 147V146H224ZM7 148V147H6ZM19 148V147H18ZM59 148V147H58ZM89 148V147H88ZM187 148V147H186ZM210 149V146L208 147ZM244 148V147H243ZM261 148V147H260ZM1 149V148H0ZM15 148H13L14 150ZM20 149V148H19ZM65 149V148H64ZM175 149V148H174ZM172 149V150H174ZM207 148H204V152L202 153H199L200 155L202 154H206L207 152L205 151H208L206 150ZM12 150V149H11ZM26 150V148H25ZM32 150H35L32 148ZM40 150V149H38ZM51 150V149H50ZM71 150V149H70ZM94 150V149H92ZM218 150V149H217ZM224 150V148H223ZM7 151V150H6ZM37 151V150H36ZM45 151H47L45 149ZM68 151V150H67ZM101 151V150H100ZM168 151V150H167ZM175 151L177 152L178 149ZM183 152L186 151V150H182ZM194 151V150H193ZM203 151V150H202ZM219 151V150H218ZM225 151H226V148H225ZM25 152V151H24ZM72 152V150H71ZM179 152H181L179 150ZM182 152V153H183ZM210 152V151H209ZM261 152V151H260ZM26 153V152H25ZM31 153V152H29ZM40 153V152H39ZM193 153V152H192ZM191 153V154H192ZM214 153V152H213ZM234 153V152H233ZM242 153V152H241ZM244 153V152H243ZM180 154V153H179ZM184 154V153H183ZM182 154V155H183ZM190 154V153H189ZM198 153H195L194 156L197 157L199 156ZM227 154V153H226ZM256 154V153H255ZM21 153H18L17 151H12V152H4L3 155L0 156V185L3 184V182H6V180L4 181V179L6 178H9L11 176H14V177H17V178H20L21 176L24 175V170L22 169L21 167V157L22 155ZM32 154H29V157H31ZM89 155V154H88ZM185 155V154H184ZM208 156V154H206ZM259 155V154H257ZM42 156V155H41ZM40 156V157H41ZM52 156V154H51ZM177 156V155H176ZM190 156V155H188ZM204 156V155H202ZM213 156V155H212ZM28 157V156H27ZM79 156H76L75 158H77ZM83 157V156H82ZM183 157V156H182ZM193 157V156H192ZM201 157V156H200ZM198 157V158H200ZM209 157L211 158V155L208 156V159ZM248 157V156H247ZM246 157V158H247ZM65 158V157H64ZM178 158V157H177ZM186 158V157H184ZM190 158V157H189ZM187 158V159H189ZM227 158V157H225ZM243 158V157H242ZM29 159V158H28ZM38 159V158H37ZM201 159V158H200ZM230 158H228L229 160ZM27 160V159H26ZM39 160V159H38ZM51 160V159H50ZM190 160V159H189ZM196 160V159H195ZM203 160V159H202ZM211 160V159H210ZM233 160V159H232ZM24 161V160H23ZM49 161V160H48ZM70 161H73V160H70ZM75 161V160H74ZM180 161V160H179ZM200 161V160H199ZM205 161V160H204ZM208 161V160H207ZM59 162V161H58ZM131 162V163H132ZM201 162V161H200ZM206 162V161H205ZM209 162V161H208ZM228 163V161H226ZM237 162V161H236ZM40 163V161H39ZM60 163V162H59ZM173 163V162H172ZM198 163V162H196ZM254 163V162H253ZM55 164V163H54ZM133 164V163H132ZM169 164V163H168ZM185 164V163H184ZM195 164V163H194ZM163 165V166H162ZM196 165V164H195ZM226 165V164H225ZM250 165V164H249ZM259 165V164H258ZM71 166V165H70ZM73 166V165H72ZM129 166V168H128ZM162 166V167H161ZM168 166V165H166ZM224 166V165H223ZM230 166H232L230 164ZM229 166V167H230ZM235 166V164H234ZM33 167H36V166H33ZM137 167V166H136ZM37 168V167H36ZM245 168V167H243ZM26 169V167H25ZM28 169V170H29ZM129 169V170H128ZM136 169V168H135ZM135 169L133 171H135ZM136 169V171L138 170ZM156 169V170H155ZM159 169V171H161ZM165 169H167L165 167ZM233 169V168H232ZM253 169V168H252ZM255 170L253 171H250L249 174H247L246 172V175H244V177L242 178V180H240L239 182V186L237 189H226L224 186H222L223 188H220L216 191H212L209 196H208V192H207V196L210 198H208L210 200V203L208 202L209 205L205 204V197L203 196L202 198H204V200H198V206L196 209H193L195 208V206L191 209V211H193L191 213V215H189V217L185 216L181 213H179L178 211L173 213V215L171 216L172 218L170 217H167L166 214L164 213H160L158 212V215L155 214L156 216L151 218L150 215L149 217L150 218H147L146 215L144 214L143 217L145 216L147 219L143 218V217H133V216H130V214L132 213V211H134V209L131 211L130 209L128 210L129 212V215L126 214V216L124 215V217L127 218L125 219V221L122 223V224H116L115 222V226H111L113 227L112 230L113 231H121L122 233V239L120 240V243H116V245H118L116 248H113V247H110L108 245V242L110 240H112L113 238H110V235L111 234H107L105 232H102L101 234V238H102V242L99 243V245H96V252L94 253L95 255H93L90 259L89 262H87L88 264H207L208 263V259H209V246H212L211 242L209 240H212L211 237L213 238L215 235H220L221 234V237H224L226 235V238L227 235H234V236H229L230 239L229 241H232L231 238H236L237 241H242L243 239L246 240L248 238H251L254 234V238L255 237H262L264 238V162H262L261 165H259V168H254ZM26 169V171H28ZM170 170V169H169ZM168 170V171H169ZM245 170V169H244ZM243 170V171H244ZM135 171V172H136ZM211 171V170H210ZM221 171V170H220ZM257 171H260L261 172V177H258L256 174H257ZM153 172V171H152ZM172 172V171H171ZM225 172V170H224ZM232 172V171H231ZM231 172H228L229 174ZM145 174V172H143ZM174 173V172H173ZM210 173V172H209ZM208 173V174H209ZM214 173V172H212ZM70 174H74L75 175V180H73L71 183L68 182V175ZM130 174L129 177H130V180L128 181H131V179H135L136 180V177H131V172L128 173ZM153 174V177L155 176L156 177V173H152ZM167 174V173H166ZM164 176V178L167 177L168 179V174L167 176ZM207 174V173H206ZM207 174V175H208ZM143 176V174H141ZM141 175L139 174L138 176L141 177ZM151 175V174H150ZM147 175L149 176L150 178L152 177V175ZM211 175V174H210ZM217 175V174H216ZM25 176V175H24ZM73 176V175H71ZM221 174H220V178H221ZM239 176V175H238ZM13 177V178H14ZM148 177V179H149ZM152 177V178H153ZM172 177V176H171ZM179 177V176H178ZM228 177V176H227ZM240 177V176H239ZM29 178V177H28ZM175 178V177H174ZM173 178V179H174ZM213 178V177H212ZM225 178V176H224ZM74 179V177H73ZM144 179L147 180L146 177H143V179L141 178V180L144 181ZM158 179V178H156ZM161 179V178H160ZM219 179V178H218ZM9 180V179H8ZM12 180V179H11ZM18 180V179H17ZM70 180V179H69ZM169 180L170 177H169ZM168 180V181H169ZM14 180H12L11 182H13ZM20 181V180H19ZM19 181L17 182L19 184ZM22 181V179H21ZM33 181V180H31ZM143 181H140L141 184L143 183ZM157 181V180H156ZM161 181V180H160ZM165 181V180H164ZM167 181V183H168ZM213 181V180H212ZM226 181V179H225ZM15 182V181H14ZM13 182V183H14ZM151 182V181H149ZM163 182V180H162ZM176 182V181H175ZM207 182V180H206ZM210 183H212L211 181H209ZM10 184V182H8ZM33 183V182H32ZM129 183V182H128ZM139 183V182H138ZM146 183V182H145ZM144 183V184H145ZM152 183V182H151ZM208 183V182H207ZM226 183V182H225ZM230 183V182H229ZM235 183V182H234ZM8 184V185H9ZM29 184V183H27ZM133 184V182H132ZM135 184V185H134ZM133 185L136 186L137 184L134 183ZM149 184V183H148ZM158 184V183H157ZM165 184V183H164ZM213 184V183H212ZM241 184V186H240ZM4 185V184H3ZM7 185V183H6ZM13 185V184H12ZM140 185V184H138ZM215 185V183L213 184ZM213 185H211L213 187ZM231 185V184H230ZM21 186V185H20ZM24 186V185H23ZM143 186V184H142ZM150 186V185H149ZM160 186V184H159ZM186 186V185H185ZM204 186V185H203ZM9 187V186H8ZM15 187V186H14ZM37 187V186H36ZM140 187V186H139ZM180 187V186H179ZM240 187V188H239ZM28 188V187H27ZM38 188V187H37ZM135 188V187H134ZM134 188L132 189L134 191ZM148 188V187H146ZM152 188V187H151ZM162 188V187H160ZM159 188V189H160ZM170 188V187H169ZM168 188V190H169ZM12 189H15V188H12ZM28 189H31V188H28ZM33 189V188H32ZM131 189V188H130ZM143 189V188H142ZM141 189V190H142ZM158 189V190H159ZM167 189V188H166ZM184 189V188H183ZM0 190H3L0 189ZM17 190V189H16ZM137 190V189H136ZM224 190V191H223ZM226 190V191H225ZM5 191V190H4ZM32 191V190H31ZM75 191V193L73 192ZM139 191V190H138ZM149 191V190H148ZM157 191V190H156ZM166 191V190H165ZM173 191V190H172ZM205 191V190H204ZM137 193V191H134ZM133 192V193H134ZM143 192V191H142ZM177 192V191H176ZM199 192V191H198ZM25 193V192H24ZM33 193V192H32ZM132 193V192H131ZM145 193V192H144ZM28 194V193H26ZM77 194V193H76ZM149 194V193H148ZM156 194V193H154ZM171 194V193H170ZM197 194V193H196ZM240 194H247L248 197H249V205L248 206V209L244 212H242L240 210V205L238 204L239 202L237 201L238 197L240 196L241 198L243 196H241ZM72 195V196H71ZM132 195V194H131ZM134 195V194H133ZM144 195V194H143ZM159 195V194H158ZM165 195V194H164ZM174 195V194H173ZM178 195V193H177ZM183 195V193L181 194ZM200 195V194H198ZM197 195V196H198ZM202 195V193H201ZM200 195V196H201ZM114 196V197H115ZM136 196H139L136 195ZM142 195L139 196V198L141 197ZM145 196V195H144ZM148 196V195H147ZM155 196V195H154ZM159 196H162V195H159ZM172 196V195H171ZM206 196V197H207ZM88 197V196H87ZM191 197V196H189ZM138 198V197H137ZM147 198V197H146ZM158 198V197H157ZM167 198V197H166ZM184 198V197H183ZM195 197H193L194 199ZM89 201H91L90 197L88 198ZM87 199V201H88ZM93 199V198H92ZM101 199V198H100ZM99 199V200H100ZM155 199V198H154ZM161 199V198H160ZM207 199V200H208ZM78 200V199H77ZM97 200V199H96ZM140 200V199H139ZM138 200V201H139ZM144 200V199H143ZM165 200V199H164ZM186 200V199H185ZM195 200V199H194ZM87 201H84L87 203ZM105 201V202H106ZM121 201V200H120ZM123 201V200H122ZM133 201V199H132ZM168 201V200H166ZM79 202V201H78ZM83 202V203H84ZM92 202V201H91ZM94 202V200H93ZM98 202V201H97ZM104 202V203H105ZM111 202V201H110ZM165 202V201H164ZM189 202V201H188ZM138 203V202H137ZM136 203V204H137ZM167 203V202H165ZM171 203V202H170ZM185 203V202H184ZM191 203V202H190ZM207 203V202H206ZM225 203V204H224ZM95 204V202H94ZM140 204V203H139ZM138 204V205H139ZM142 204V203H141ZM140 204V205H141ZM193 204H195V202H193ZM197 204V203H196ZM195 204V205H196ZM82 206V204H79ZM85 205V204H84ZM89 205V203H88ZM93 205V204H92ZM91 205V206H92ZM137 205V206H138ZM139 205V206H140ZM142 205H145V204H142ZM162 205V203H161ZM167 205V204H166ZM170 205V204H169ZM185 205V204H184ZM190 205V204H189ZM188 205V206H189ZM80 206V207H81ZM86 206V205H85ZM84 206V207H85ZM101 206V205H100ZM104 206V204H103ZM138 206V207H139ZM152 206V205H151ZM163 206V205H162ZM168 206V205H167ZM175 206V205H174ZM183 206V205H182ZM89 206H87V209H88ZM97 207V205H96ZM95 207V208H96ZM109 207V206H108ZM132 208V206H130ZM135 207V206H134ZM142 207V206H140ZM146 206H144L145 208ZM82 208V207H81ZM86 208V207H85ZM93 208V207H92ZM92 208L90 209V212L92 210ZM144 208H140V209H143V212H144ZM153 208V207H151ZM189 208V207H188ZM239 211V212H236V209ZM243 208V207H242ZM98 209V208H97ZM101 209H104L103 207ZM109 209V208H108ZM114 209V208H113ZM139 209V208H138ZM137 209V210H138ZM139 209V210H140ZM175 209V208H174ZM183 209V208H182ZM235 209V211L233 210ZM96 210V209H95ZM123 210V209H122ZM151 210V209H150ZM149 210V211H150ZM190 210V209H189ZM188 210V211H189ZM111 211V209H110ZM127 211V210H126ZM131 211V213H130ZM158 210H155V212H157ZM89 212V211H88ZM87 212V213H88ZM89 212V213H90ZM124 212V211H123ZM135 212V211H134ZM133 212V213H134ZM140 212V211H139ZM147 212V211H146ZM154 212V211H152ZM151 212V213H152ZM154 212V213H155ZM173 212V211H172ZM184 212V211H182ZM42 213V212H41ZM44 213H47L46 211H44ZM43 213V214H44ZM51 213V212H50ZM102 213V212H101ZM115 213V212H114ZM168 213V212H167ZM188 212H186V215H187ZM235 213L236 215L237 214H242L245 219L241 221V217L240 218V223L238 224L239 227H237V230L234 228L233 230H236V231H231L232 230V224H233V220L231 221V216L232 214H234L235 216ZM42 214V215H43ZM93 214V213H92ZM124 213H122L123 215ZM141 214V213H140ZM190 214V213H188ZM90 215V214H88ZM110 215V214H109ZM132 215V214H131ZM170 215V214H169ZM231 215V216H230ZM44 216V215H43ZM95 216V215H94ZM142 216V215H141ZM148 216V214H147ZM64 217V216H63ZM108 217V216H107ZM187 217V218H186ZM94 218V217H93ZM104 218H106V216H104ZM110 218V217H109ZM112 218V217H111ZM40 219H41V215H40ZM39 219V220H40ZM61 219H62V216H61ZM97 219V218H95ZM205 219V220H204ZM44 220V219H43ZM110 220V219H109ZM115 219L112 220V223ZM45 221V220H44ZM61 221V220H60ZM59 221V222H60ZM40 222V221H39ZM42 222V221H41ZM47 222V220H46ZM58 222V224H59ZM232 222V223H231ZM27 223V222H26ZM61 223V222H60ZM108 223V222H107ZM112 223L110 225H112ZM102 224V223H101ZM101 224H97V225H100L99 229H102L101 227ZM186 225V228H187V234L182 236V235H178L179 232H178V229L181 225ZM236 224V222H235ZM230 225H232L230 227ZM237 225V226H238ZM56 226V225H55ZM55 230H60L59 228L56 229L58 227H55ZM98 229V230H99ZM105 229V228H104ZM231 229V230H230ZM55 230H51V231H55ZM28 231H29V228H28ZM14 232V231H13ZM101 232V231H100ZM233 233V234H229V233ZM49 233V232H48ZM53 235H52V234ZM55 234H57L56 232H54ZM53 232H50V237L51 235L54 236ZM71 233V232H70ZM111 233V232H110ZM2 234V233H1ZM60 234V233H59ZM47 235V234H46ZM58 235V234H57ZM56 235V236H57ZM59 237V236H57ZM75 237V236H74ZM71 237V241L75 238H79V237ZM112 237V236H111ZM21 238V237H20ZM19 238V239H20ZM56 238V237H55ZM73 238V239H72ZM121 238V237H120ZM219 238V237H217ZM256 238V239H257ZM16 239V238H15ZM80 239V238H79ZM77 239V240H79ZM84 239V238H83ZM83 239L79 242V243H83ZM225 238H221V240L224 241ZM227 239V240H228ZM261 239V238H260ZM225 240V241H227ZM243 240V241H244ZM252 241H254L252 238L250 239ZM76 241V239H75ZM224 241V242H225ZM234 241V240H233ZM232 243H235L233 242ZM242 241V242H243ZM259 241V240H258ZM77 242V241H76ZM87 241H85V244H86ZM119 242V241H118ZM211 244H210V243ZM223 242V245H225L226 243ZM240 243V244H244V243ZM71 243V242H70ZM69 243V244H70ZM115 243V242H114ZM238 243V242H236ZM250 244H253L252 242H249ZM73 244V243H72ZM84 244V245H85ZM96 244V243H95ZM183 244H186L187 247L184 248ZM210 244V245H209ZM214 244V243H213ZM229 244V243H228ZM240 244H236V245H239ZM247 244V243H246ZM245 244V245H246ZM256 244V243H255ZM2 245V244H1ZM216 245H217V242H216ZM227 245V244H226ZM231 245V244H230ZM17 246V245H16ZM221 246V245H219ZM244 246V245H243ZM248 246V245H247ZM246 246V247H247ZM71 247V246H70ZM115 247V246H114ZM218 247V246H217ZM252 247V246H251ZM86 248V247H85ZM243 248V247H242ZM250 248V247H249ZM88 249V248H87ZM248 249V248H247ZM86 250V249H85ZM84 250V251H85ZM211 250V249H210ZM89 251V250H88ZM94 252V251H93ZM93 252H89L91 255ZM8 254V253H7ZM6 255V254H5ZM67 255V254H66ZM70 256H73V253L69 255L68 257V261L67 263L65 262V264H76V262L72 261L71 257ZM65 260V259H63ZM88 260V259H87ZM212 260L210 259L209 262H211ZM219 261V260H218ZM85 262V264H87ZM56 264V263H54ZM59 264H63V261L62 263L60 262Z\"/></svg>", "mask_w": 264, "mask_h": 264}]
</instances>
